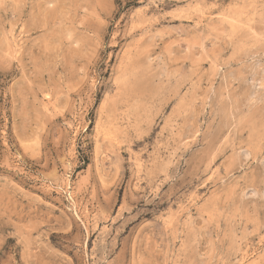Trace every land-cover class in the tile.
I'll return each mask as SVG.
<instances>
[{
  "label": "rangeland",
  "instance_id": "374dc122",
  "mask_svg": "<svg viewBox=\"0 0 264 264\" xmlns=\"http://www.w3.org/2000/svg\"><path fill=\"white\" fill-rule=\"evenodd\" d=\"M0 264H264V0H0Z\"/></svg>",
  "mask_w": 264,
  "mask_h": 264
}]
</instances>
